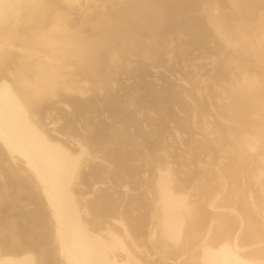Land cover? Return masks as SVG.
Returning <instances> with one entry per match:
<instances>
[{
  "label": "rangeland",
  "instance_id": "rangeland-1",
  "mask_svg": "<svg viewBox=\"0 0 264 264\" xmlns=\"http://www.w3.org/2000/svg\"><path fill=\"white\" fill-rule=\"evenodd\" d=\"M249 1L181 0L178 25L144 33L100 0L109 28L67 40L75 51L51 90L33 97L2 79L65 158L58 192L84 242L62 249L47 190L5 154L0 209L23 179L10 211L34 207L33 195L52 225L54 256L41 245L32 264H264V0ZM81 2L70 16H91Z\"/></svg>",
  "mask_w": 264,
  "mask_h": 264
},
{
  "label": "bare ground",
  "instance_id": "bare-ground-1",
  "mask_svg": "<svg viewBox=\"0 0 264 264\" xmlns=\"http://www.w3.org/2000/svg\"><path fill=\"white\" fill-rule=\"evenodd\" d=\"M107 2L122 24L126 22L127 17L128 19L137 17L140 22H144V33L168 19L172 20H170L172 24L173 22L179 24L177 12L181 8V0H107ZM249 2L245 5H249ZM74 3L75 0H0V142L4 143V148L6 146L0 157L4 158L3 156L7 154L13 160L16 156L23 158L29 165L26 169H32V172H29L30 176L33 173L37 184L40 182L42 189L47 190L49 204L55 208L53 212L56 211L55 215L58 217H55L58 218V223H61L60 226L56 225L58 227L56 232H59L62 240L61 247L69 254L76 253L84 242L81 238L83 236L77 232L78 227L72 220L71 213H66L68 204L64 201L67 203L69 201L59 195V192L65 194L61 188L64 184L62 166L65 158L56 157L50 142H46L35 127L26 123L18 98L7 85V81L2 79L12 80L20 87L16 86L18 92L22 91L33 97L41 94L43 90H51L54 85L52 79L57 75L61 76V71L60 73L57 71L63 61H66L61 54L65 53L69 57L75 51L73 49L75 43L70 46V41L67 40H84L83 38L88 36V29L109 28L111 24L107 10L100 0L94 2L90 0V5L80 3L82 5L80 11L84 12L86 6L91 7L89 11L91 16L88 14L70 16V13H77ZM77 25H85L86 33L74 32L72 27ZM188 31L192 33L191 30L187 29ZM23 182V179H19L14 186L8 184L9 196L5 191H1L4 203L0 209V264H32L31 252L41 245L47 258L54 256V246L51 244L52 225L40 198L29 196L33 199L31 203L34 204L31 209H22L17 215L10 211L11 193L24 191ZM58 187L61 188L59 192ZM18 216L21 217L20 222L16 220ZM89 251L88 247L83 250L85 254ZM93 264L97 263L93 261Z\"/></svg>",
  "mask_w": 264,
  "mask_h": 264
}]
</instances>
